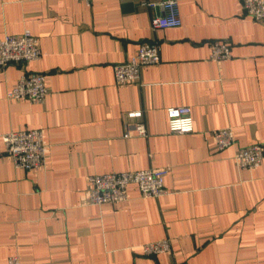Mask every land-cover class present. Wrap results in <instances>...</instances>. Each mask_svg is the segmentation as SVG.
<instances>
[{
	"label": "crops",
	"instance_id": "obj_1",
	"mask_svg": "<svg viewBox=\"0 0 264 264\" xmlns=\"http://www.w3.org/2000/svg\"><path fill=\"white\" fill-rule=\"evenodd\" d=\"M144 0H0V38L29 29L41 57L0 69V136L42 130L45 167L16 169L0 139V264H264V161L240 170L239 148L264 146V20L239 0H180L182 26L153 28ZM156 2L158 0H147ZM232 57L210 59L213 41ZM157 43L160 63L118 86L114 66ZM25 71L44 73L43 102L8 100ZM191 109L195 132L168 131L166 110ZM142 111L148 136L127 137ZM231 128L223 151L211 131ZM169 168L167 194L87 203L88 178ZM169 239L170 254L140 246Z\"/></svg>",
	"mask_w": 264,
	"mask_h": 264
},
{
	"label": "built area",
	"instance_id": "obj_2",
	"mask_svg": "<svg viewBox=\"0 0 264 264\" xmlns=\"http://www.w3.org/2000/svg\"><path fill=\"white\" fill-rule=\"evenodd\" d=\"M91 7L93 0H76ZM180 0L141 1V5L151 9L160 8L162 14L151 18L153 28L171 29L182 26ZM244 13L256 21L264 20V0H239ZM41 57L38 38L26 29L19 35H6L0 38V69L8 65H26ZM232 57V48L228 41L218 40L210 44V59L223 61ZM160 63V49L157 43L143 42L137 53L130 60L114 66L116 85L137 84L141 80L145 67ZM48 86L44 73L25 71L17 83L6 93L8 100H27L43 102L48 96ZM168 131L171 134L187 135L195 132L191 109L188 107H170L166 110ZM130 119H137L136 124L128 125L126 136L146 137L148 130L142 121L143 112H130ZM214 147L218 151L230 148L236 142L231 128L216 129L210 132ZM5 146V155L12 160L16 169L39 171L45 167L49 144L42 130H23L0 136ZM240 170H252L261 166L264 161V146L253 144L239 148L234 156ZM169 168L143 169L138 171L105 173L88 178L87 203L101 206L119 204L126 200L127 190L135 185L142 197L158 198L167 194L165 179ZM144 257L170 254L173 251L169 239L149 242L140 246ZM7 264H22L21 256L16 253L8 257Z\"/></svg>",
	"mask_w": 264,
	"mask_h": 264
}]
</instances>
